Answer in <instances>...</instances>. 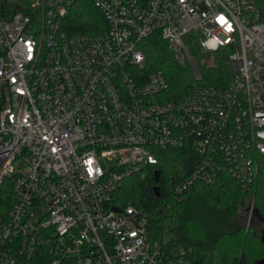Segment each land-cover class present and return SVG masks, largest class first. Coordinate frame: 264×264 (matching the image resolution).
Returning <instances> with one entry per match:
<instances>
[{
    "label": "built area",
    "instance_id": "2783aa9c",
    "mask_svg": "<svg viewBox=\"0 0 264 264\" xmlns=\"http://www.w3.org/2000/svg\"><path fill=\"white\" fill-rule=\"evenodd\" d=\"M76 1L0 0V264H194L182 246L152 244L147 214L119 207L116 191L160 151L189 146L197 163L175 192L226 175L252 192L264 160V0H90L101 19L69 31ZM155 37L190 64L187 93L146 73ZM193 44L222 50L227 81L200 83ZM102 157L114 160L106 170ZM246 208L249 223L253 199Z\"/></svg>",
    "mask_w": 264,
    "mask_h": 264
},
{
    "label": "trees",
    "instance_id": "16d2710c",
    "mask_svg": "<svg viewBox=\"0 0 264 264\" xmlns=\"http://www.w3.org/2000/svg\"><path fill=\"white\" fill-rule=\"evenodd\" d=\"M84 4L91 10L85 9ZM101 17L90 0H77L65 26L69 31H90ZM145 49L146 73L161 70L172 95L187 93L195 81L190 64L175 62L167 44L159 38L150 39ZM191 53L201 73L200 83L227 81L229 73L222 50L214 51L210 60L199 59L193 49ZM197 158L189 146L160 151L156 164L123 179L115 203L119 207L130 203L143 210L148 216V228L158 224L164 236L162 242L189 250L194 264H253L264 257V229L234 228L230 220L240 206L253 199V219L264 223V160L251 193L242 192L239 184L227 175L220 183L196 184L185 192H175V182L193 170ZM154 185L159 187L158 194Z\"/></svg>",
    "mask_w": 264,
    "mask_h": 264
},
{
    "label": "rangeland",
    "instance_id": "374dc122",
    "mask_svg": "<svg viewBox=\"0 0 264 264\" xmlns=\"http://www.w3.org/2000/svg\"><path fill=\"white\" fill-rule=\"evenodd\" d=\"M26 2L33 3L34 0H26ZM84 8L85 9L90 8V10H91V7H89L88 5L86 6L85 4H84ZM191 48L196 52L198 58L201 59V60H208V59L210 60L212 58L211 56H212L213 53L206 52L205 50H203L199 46L196 47L193 44ZM173 59H174V57H173ZM174 61H175V59H174ZM178 64H181V63H178ZM100 163H101L102 167L106 170L114 163V160L113 159L109 160V159H106V157H102L101 160H100ZM230 221H231V223H233V227L234 228L235 227H243L244 229L247 230L249 227H253V229H255V230L264 229V223H261V222L257 221L256 218L251 220L248 223V209L246 208V206H240L238 208V210L235 212L234 216L231 218ZM149 231H150L149 232V234H150L149 235V241L152 244H157V243L162 242V240L164 239V236H163V232L160 229L158 224H154L149 229ZM72 233L75 236H77V228L76 227L72 229Z\"/></svg>",
    "mask_w": 264,
    "mask_h": 264
},
{
    "label": "water",
    "instance_id": "95a60500",
    "mask_svg": "<svg viewBox=\"0 0 264 264\" xmlns=\"http://www.w3.org/2000/svg\"><path fill=\"white\" fill-rule=\"evenodd\" d=\"M158 188L159 187L156 186V185L153 186V189H154V191H156V194H158ZM113 209L115 211L118 210L117 207H115V206L113 207ZM261 240L264 241V232H262V234H261ZM253 264H264V257H262L261 259L255 261Z\"/></svg>",
    "mask_w": 264,
    "mask_h": 264
}]
</instances>
